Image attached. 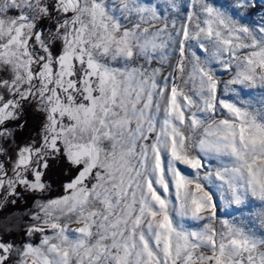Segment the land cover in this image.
Returning a JSON list of instances; mask_svg holds the SVG:
<instances>
[{
	"label": "snow or ice",
	"instance_id": "6c2138e0",
	"mask_svg": "<svg viewBox=\"0 0 264 264\" xmlns=\"http://www.w3.org/2000/svg\"><path fill=\"white\" fill-rule=\"evenodd\" d=\"M191 5L177 28L176 0H0V210L49 191L53 161L69 173L33 195L27 239L0 221V264H264V17ZM218 70L255 104L218 99ZM29 105L43 124L21 146Z\"/></svg>",
	"mask_w": 264,
	"mask_h": 264
},
{
	"label": "trees",
	"instance_id": "16d2710c",
	"mask_svg": "<svg viewBox=\"0 0 264 264\" xmlns=\"http://www.w3.org/2000/svg\"><path fill=\"white\" fill-rule=\"evenodd\" d=\"M21 123L24 124L23 128L16 129L17 143L21 146L31 143L32 140L37 138L38 130L43 124L42 116L32 106H27V111L21 116ZM15 147V145H13ZM69 173L65 164L61 161H53L50 169L47 172L45 181L50 185L49 191L44 193H23V198H18L15 205H8L3 210H0V221L7 220L9 226L15 227L11 235L5 238L9 241L15 240L16 243H20L25 240L23 236V229L27 227L26 221L29 219L25 213L28 209L33 207L34 200L33 195L36 197L52 198L63 194L62 183L67 179ZM22 191V190H21ZM38 238L35 237L34 243Z\"/></svg>",
	"mask_w": 264,
	"mask_h": 264
},
{
	"label": "rangeland",
	"instance_id": "374dc122",
	"mask_svg": "<svg viewBox=\"0 0 264 264\" xmlns=\"http://www.w3.org/2000/svg\"><path fill=\"white\" fill-rule=\"evenodd\" d=\"M154 3H158L161 5V11L164 10L166 6V0H153ZM210 2H215L217 5H223V4H234L236 3V0H210ZM177 3V9L172 10L169 15L171 16L172 19L175 20L177 28L180 27L181 24L187 23L185 20V17L187 16L188 12L192 11V5H191V0H176ZM241 13H243L247 17V22H256L259 21L262 17H264V4L260 3V0H256V6L254 8L250 9H240L239 10ZM195 22V21H194ZM192 30L191 25H190V31ZM180 37H176V39H179ZM190 43L195 44L196 41H190ZM195 50V49H194ZM199 54V53H198ZM175 56H170L169 57V62L172 63L173 65L175 64ZM159 66V65H157ZM171 71V69L168 68L167 65L164 66V71L162 72L163 76H167L168 72ZM217 79L220 81L218 88H217V98L218 99H225L228 100L229 102H237V101H248V100H253V103L255 104V99L258 98V94L260 92L259 89H252V88H246L242 92L239 91L240 86H229V88L236 87L238 89L237 93H234L232 91H225V83L229 79L232 78L234 75L233 72H224L222 70H218L217 73ZM179 82V81H178ZM255 106H258L256 104ZM162 118V114H161ZM213 164H215V161H212ZM188 171H191L190 169ZM214 200H217L220 202V208L218 210V220L219 219H229L235 220L238 222L240 220V213L233 211V209L236 207L235 205H228L224 200L220 199V194H217L214 197ZM206 221L199 222L200 224L205 223ZM196 222L188 221L186 222V227L191 228L192 230H196L194 225ZM77 225L72 224L70 227L75 228ZM237 226H240L239 223H237ZM217 229H220L219 223L216 224ZM35 237L38 238L37 244L40 241V234H34L31 237V242L34 243ZM25 239H27L25 237Z\"/></svg>",
	"mask_w": 264,
	"mask_h": 264
}]
</instances>
